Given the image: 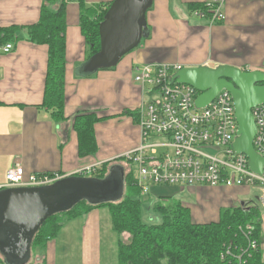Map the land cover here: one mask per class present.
<instances>
[{
  "label": "crops",
  "instance_id": "crops-1",
  "mask_svg": "<svg viewBox=\"0 0 264 264\" xmlns=\"http://www.w3.org/2000/svg\"><path fill=\"white\" fill-rule=\"evenodd\" d=\"M113 1L0 0V29H13L0 42V47L12 45L9 53L0 52V188L14 165L22 168L24 176L55 173L66 177L81 176L85 168L108 170L125 162L123 156L140 144L139 112L148 101L146 88L133 80L136 67L226 65L264 75V0H221L224 19L214 24L192 14L208 0H152L146 12L147 36L138 47L116 66L86 76L79 71L87 60L81 5L98 11ZM61 4L65 8L64 103L63 119L54 120L42 106L48 48L28 41L27 29L38 22L43 7L55 11ZM85 115L97 119L93 125L97 149L79 156L73 126L77 117ZM170 188L172 193L154 195L148 201L149 210L151 203L165 196L190 210L189 196L203 189ZM183 189L186 195L180 194ZM222 189L228 197L242 191ZM145 216L147 221L150 215ZM57 221L56 236L35 249L32 264H118L117 246L124 235L114 230L109 207L80 210L74 217L60 215Z\"/></svg>",
  "mask_w": 264,
  "mask_h": 264
},
{
  "label": "built area",
  "instance_id": "built-area-1",
  "mask_svg": "<svg viewBox=\"0 0 264 264\" xmlns=\"http://www.w3.org/2000/svg\"><path fill=\"white\" fill-rule=\"evenodd\" d=\"M221 3L208 0L192 14L207 18L211 24L221 22ZM11 50V44L0 47L2 54ZM179 69L166 64H146L134 69L133 80L146 88L148 101L139 112L140 144L126 153L123 161L135 166L134 185L142 195L154 186L255 190L256 203L247 202L244 208L262 212L261 217L256 215L258 239H251L255 226L239 228L246 246H229L220 259L226 264H264V165L261 174L251 171L247 157L232 147L238 124L231 95L221 90L206 106L197 108L195 101L201 92L189 85L170 83ZM251 113L256 129L253 149L264 159V103L253 107ZM96 169L85 168L80 174L92 177L101 171ZM62 178L55 173L24 176L22 168L14 165L7 170L6 183L0 189L48 186Z\"/></svg>",
  "mask_w": 264,
  "mask_h": 264
},
{
  "label": "trees",
  "instance_id": "trees-1",
  "mask_svg": "<svg viewBox=\"0 0 264 264\" xmlns=\"http://www.w3.org/2000/svg\"><path fill=\"white\" fill-rule=\"evenodd\" d=\"M110 4L98 11L94 8L89 11L81 5L84 13L81 15V30L87 46V59L99 50L98 26ZM10 30L13 29H0V42L9 38L7 32ZM64 31L63 4L55 11L43 7L38 22L27 29L28 41L48 48L42 106L48 109L54 120L63 119ZM96 120L94 115L80 116L75 120L73 127L77 135L79 156L91 155L97 149L93 132ZM128 172L124 178V194L119 202L101 205L81 202L66 213L48 218L35 235L31 250L56 236L60 228L57 221L60 215L74 217L80 210L87 211L100 206L109 207L114 230L124 235L117 246L118 264H226L220 259L223 250L234 245L246 246L239 228L255 226L251 239H258L256 213L245 210L244 206L225 209L218 220L201 224L192 221L188 208L180 201L165 196L153 205L157 220L149 217L144 221L142 203L138 199L140 191L134 185L131 171ZM105 173L104 167L94 178L102 179ZM163 200L165 204L160 202ZM0 263L3 264L1 257Z\"/></svg>",
  "mask_w": 264,
  "mask_h": 264
},
{
  "label": "water",
  "instance_id": "water-1",
  "mask_svg": "<svg viewBox=\"0 0 264 264\" xmlns=\"http://www.w3.org/2000/svg\"><path fill=\"white\" fill-rule=\"evenodd\" d=\"M152 0H114L98 26L99 50L79 71L88 76L109 69L138 47L147 36L146 12ZM185 84L202 94L195 106L201 108L215 95L227 91L233 100L237 137L232 147L248 159L251 171L261 174L264 159L253 149L255 124L251 109L264 103V75L221 65L180 68L170 83ZM124 168L114 164L102 179L66 176L48 186L0 189V257L3 264H27L31 243L50 217L66 213L81 202L101 205L119 202L124 194ZM244 203L240 206H243Z\"/></svg>",
  "mask_w": 264,
  "mask_h": 264
},
{
  "label": "rangeland",
  "instance_id": "rangeland-1",
  "mask_svg": "<svg viewBox=\"0 0 264 264\" xmlns=\"http://www.w3.org/2000/svg\"><path fill=\"white\" fill-rule=\"evenodd\" d=\"M213 151V150H211ZM126 162L119 163V165L123 166L124 168V173L127 175L131 171L133 177L136 176V170L134 165H126ZM106 173H107V167H106ZM105 173V174H106ZM170 187L173 188H179L177 186H159V187H150L148 194L146 195H140L138 197L139 201L142 203L141 204V211H142V216L144 219L145 215H150L149 217H152L154 220H157V215L153 212V204L151 203L152 208L149 210V204L148 201H152L151 198H154V195H162L168 193H172ZM208 187H204L203 189L199 191V194H191L189 196V200L191 199L192 202H189L191 207L189 210V214L191 216V219L197 223H208L212 221H216L220 217V213L226 209H233L235 207H238L240 203H256L255 201V196H256V191L249 188V189H240V195L236 196H225V190L226 189H218V188H208L211 190L207 189ZM236 187L229 188L230 190H234ZM187 191L183 189V191L180 193L181 195H186ZM229 195V194H228ZM177 196V194H176ZM182 198V197H181ZM183 199V198H182ZM185 199H188L187 197ZM168 201L170 199H167ZM162 204H165V201H160ZM183 205V204H182ZM227 205V206H226ZM184 207L188 208V206L183 205ZM255 208V207H254ZM256 215L261 217L262 212L257 210ZM194 213V214H193ZM145 218H147L145 216ZM115 247V246H114ZM34 249V248H33ZM36 250H31L30 253V260L28 264H32L35 262V256H36Z\"/></svg>",
  "mask_w": 264,
  "mask_h": 264
},
{
  "label": "flooded vegetation",
  "instance_id": "flooded-vegetation-1",
  "mask_svg": "<svg viewBox=\"0 0 264 264\" xmlns=\"http://www.w3.org/2000/svg\"><path fill=\"white\" fill-rule=\"evenodd\" d=\"M245 205V204H244Z\"/></svg>",
  "mask_w": 264,
  "mask_h": 264
}]
</instances>
